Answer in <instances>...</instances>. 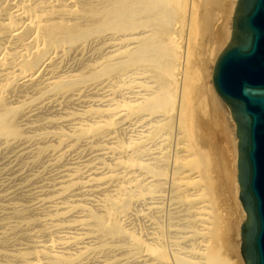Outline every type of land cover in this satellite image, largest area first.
I'll list each match as a JSON object with an SVG mask.
<instances>
[{
	"label": "bare ground",
	"instance_id": "obj_1",
	"mask_svg": "<svg viewBox=\"0 0 264 264\" xmlns=\"http://www.w3.org/2000/svg\"><path fill=\"white\" fill-rule=\"evenodd\" d=\"M236 1L0 0V264H229L212 71Z\"/></svg>",
	"mask_w": 264,
	"mask_h": 264
},
{
	"label": "water",
	"instance_id": "obj_2",
	"mask_svg": "<svg viewBox=\"0 0 264 264\" xmlns=\"http://www.w3.org/2000/svg\"><path fill=\"white\" fill-rule=\"evenodd\" d=\"M212 83L236 127L238 200L246 214L240 256L244 264H264V0H237Z\"/></svg>",
	"mask_w": 264,
	"mask_h": 264
},
{
	"label": "rangeland",
	"instance_id": "obj_3",
	"mask_svg": "<svg viewBox=\"0 0 264 264\" xmlns=\"http://www.w3.org/2000/svg\"><path fill=\"white\" fill-rule=\"evenodd\" d=\"M225 2H226V0H225ZM234 9H235V7H234ZM223 18H224L223 16L217 17V18H215L214 22L211 23V17H207V18L205 17L203 19V22L208 24L210 33L214 34L216 31H218V29H219L218 27L222 24ZM230 35H231V31H230ZM229 40H230V38H229ZM228 43H229V41H227L226 45L223 44L222 45L223 47L222 46L221 47L224 49ZM222 50L220 49L219 52L221 53ZM214 61H215V59L212 62L214 63ZM178 77L182 81L181 74H179ZM212 121H213V124L215 126V131L211 135V137L209 138V147H210L209 149H211V147H213L214 150H215V148H218L219 151H222L224 156L229 155L230 157L233 158V161H234L235 148L232 144L229 143L228 138L226 136V130L224 129V127H225L224 116L222 115V112H220V115L216 114V113L213 114L212 115ZM205 146L206 145L204 144V148H205ZM222 153L218 154V153H216V150H215V154H212V152H211V154L213 155L212 156L213 160L218 164L222 163ZM235 179H236V176H235ZM235 183L237 185V181ZM225 196H226V194H225ZM218 202H219V200H218ZM237 202H238V199H237ZM239 205H240V203H239ZM216 212H217V218L219 221V227L221 226V224L223 222H225V224H226L227 219L229 220V225L233 221V228L231 229L229 239L228 240L220 239L218 241V248H219L220 254L229 262V264H244L242 261V258L240 256L239 229H240V226L243 223V221H245V219H246L245 212L239 211L238 217L236 219H233L232 221L230 218L229 209L222 208V205H221V208L216 209Z\"/></svg>",
	"mask_w": 264,
	"mask_h": 264
}]
</instances>
